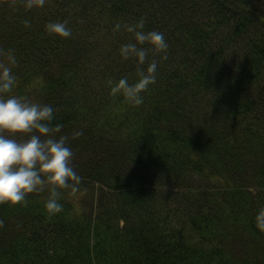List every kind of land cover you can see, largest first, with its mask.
Returning a JSON list of instances; mask_svg holds the SVG:
<instances>
[{
	"label": "trees",
	"instance_id": "obj_1",
	"mask_svg": "<svg viewBox=\"0 0 264 264\" xmlns=\"http://www.w3.org/2000/svg\"><path fill=\"white\" fill-rule=\"evenodd\" d=\"M15 5V6H10ZM168 43L133 106L124 25ZM30 27L24 26V21ZM72 35H49V22ZM117 24L121 25L114 31ZM14 93L51 105L79 191L0 205V264H264V9L255 0H0V62Z\"/></svg>",
	"mask_w": 264,
	"mask_h": 264
},
{
	"label": "clouds",
	"instance_id": "obj_2",
	"mask_svg": "<svg viewBox=\"0 0 264 264\" xmlns=\"http://www.w3.org/2000/svg\"><path fill=\"white\" fill-rule=\"evenodd\" d=\"M44 4L45 0H23L27 9ZM24 26L30 27V22L25 20ZM120 28L117 24L114 31ZM124 28L133 34L134 42L122 45L119 54L124 61L134 60L138 71L134 83L121 78L114 84L110 82V91L113 96L122 95L127 103L140 106L144 103L143 94L157 81L158 64L156 59L149 60V55H166L168 43L161 32L145 31L143 18ZM46 31L59 39L72 35L66 21L49 22ZM16 63L11 52L6 54V62H0V205L25 206L30 194L47 189L46 211L56 215L63 211L61 192L79 191L82 178L73 167L74 152L69 140L79 138L83 131L74 130L71 137L58 135L63 125L53 126L51 105L15 95Z\"/></svg>",
	"mask_w": 264,
	"mask_h": 264
},
{
	"label": "rangeland",
	"instance_id": "obj_3",
	"mask_svg": "<svg viewBox=\"0 0 264 264\" xmlns=\"http://www.w3.org/2000/svg\"><path fill=\"white\" fill-rule=\"evenodd\" d=\"M255 2L257 3V5H261L264 9V0H255Z\"/></svg>",
	"mask_w": 264,
	"mask_h": 264
}]
</instances>
